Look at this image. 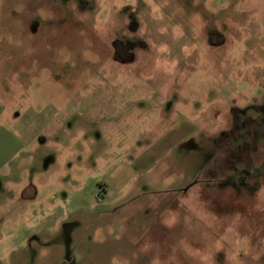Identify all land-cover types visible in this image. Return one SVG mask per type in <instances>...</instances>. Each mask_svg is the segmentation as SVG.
I'll list each match as a JSON object with an SVG mask.
<instances>
[{
	"label": "rangeland",
	"instance_id": "374dc122",
	"mask_svg": "<svg viewBox=\"0 0 264 264\" xmlns=\"http://www.w3.org/2000/svg\"><path fill=\"white\" fill-rule=\"evenodd\" d=\"M256 131L264 0H0V264H264Z\"/></svg>",
	"mask_w": 264,
	"mask_h": 264
},
{
	"label": "flooded vegetation",
	"instance_id": "af4514ba",
	"mask_svg": "<svg viewBox=\"0 0 264 264\" xmlns=\"http://www.w3.org/2000/svg\"><path fill=\"white\" fill-rule=\"evenodd\" d=\"M263 134L264 132H252L253 143H240V162L243 160L246 162L247 168L245 170L242 167L238 169L239 165L229 166L230 170L225 184L229 186L231 192L239 196L241 202L243 201L245 205L246 199L253 198L254 195L259 193L262 195V199L261 197L260 199L264 201V159L253 161L250 158L252 153L257 156L261 152L264 155V140L261 143L260 150L255 145L258 142V138ZM226 147L234 150L237 148V145L229 142L226 144ZM232 162L230 161V163ZM258 207L261 212H264V207ZM246 208L248 209V213L257 212V207L247 206Z\"/></svg>",
	"mask_w": 264,
	"mask_h": 264
}]
</instances>
